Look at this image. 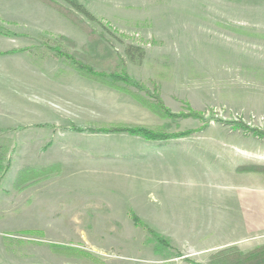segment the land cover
I'll return each mask as SVG.
<instances>
[{"label":"rangeland","instance_id":"rangeland-1","mask_svg":"<svg viewBox=\"0 0 264 264\" xmlns=\"http://www.w3.org/2000/svg\"><path fill=\"white\" fill-rule=\"evenodd\" d=\"M81 1L123 40L146 49L141 65L127 62L134 78L151 89L153 80L173 112L191 109L202 118H161L37 50L0 54V137L9 140L0 171V264H89L57 254L52 242L89 249L108 264H210L221 249L192 245L243 234L229 204L238 185L264 183L262 173L236 170L264 165V137L231 124L264 130V0ZM0 24L19 33L0 35V51L60 35L79 48L87 41L40 0H0ZM118 121L194 131L147 141L68 128ZM54 162L62 163L60 175L14 188L22 167ZM130 211L172 246L137 227ZM261 244L264 233L233 246Z\"/></svg>","mask_w":264,"mask_h":264},{"label":"trees","instance_id":"trees-1","mask_svg":"<svg viewBox=\"0 0 264 264\" xmlns=\"http://www.w3.org/2000/svg\"><path fill=\"white\" fill-rule=\"evenodd\" d=\"M40 1L55 9L84 32L87 36L86 43L79 48L74 39L66 35H60L57 39L53 40L43 39L37 46L33 45L8 51H0V54H14L26 50L35 52L37 50L36 55L42 58L47 57L60 60L82 78L131 96L136 102L150 109L161 118L173 120L179 117L202 118V113L191 109L178 113L173 112L165 105L161 98L160 90L156 83L154 84L153 80H151V83L154 85V89H151L147 87L145 82L134 78L128 71L127 62L141 65L147 56L146 49L141 45L123 40L117 33L107 27L84 2L81 0ZM0 35L17 36L19 33L6 29L0 24ZM231 124L235 128L250 130L256 135L264 137L263 129L250 127L243 121L234 120L231 121ZM42 125L50 126V124ZM68 128L76 132L124 133L131 136H139L147 141H165L170 138L188 136L194 131L193 129H187L180 132H166L161 128H152L143 124H130L119 121L90 126L71 123ZM0 130H3V128H0ZM8 146L9 140L5 137H0V171H3L4 163L7 162L6 153ZM236 170L242 173L254 172L264 174V165H240ZM62 171L63 166L61 162H54L42 166L26 165L17 172L13 186L17 191H23L29 186L60 175ZM130 212L134 224L137 227L143 228L151 233L159 243L172 246L169 239L144 221L137 213L134 211ZM22 233L26 235H41L43 231L39 229H26ZM49 245L57 254L66 257L77 258L89 264H108L95 254V252L83 247L59 242H52ZM210 264H264V244L258 245L248 251H243L236 246L221 249L211 255Z\"/></svg>","mask_w":264,"mask_h":264},{"label":"crops","instance_id":"crops-1","mask_svg":"<svg viewBox=\"0 0 264 264\" xmlns=\"http://www.w3.org/2000/svg\"><path fill=\"white\" fill-rule=\"evenodd\" d=\"M252 173V172H250ZM238 193L234 196L230 206L238 213L237 228L231 225L230 229L236 228L243 234L233 233L221 241H214L206 246L194 247L196 250L222 249L240 243L242 237L264 233V183L238 185Z\"/></svg>","mask_w":264,"mask_h":264}]
</instances>
